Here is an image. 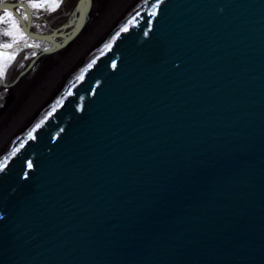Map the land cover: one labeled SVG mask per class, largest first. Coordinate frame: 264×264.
Returning <instances> with one entry per match:
<instances>
[{"label":"water","instance_id":"water-1","mask_svg":"<svg viewBox=\"0 0 264 264\" xmlns=\"http://www.w3.org/2000/svg\"><path fill=\"white\" fill-rule=\"evenodd\" d=\"M0 152V264H264V0H132Z\"/></svg>","mask_w":264,"mask_h":264},{"label":"bare ground","instance_id":"bare-ground-1","mask_svg":"<svg viewBox=\"0 0 264 264\" xmlns=\"http://www.w3.org/2000/svg\"><path fill=\"white\" fill-rule=\"evenodd\" d=\"M131 1L0 0V152Z\"/></svg>","mask_w":264,"mask_h":264},{"label":"rangeland","instance_id":"rangeland-1","mask_svg":"<svg viewBox=\"0 0 264 264\" xmlns=\"http://www.w3.org/2000/svg\"><path fill=\"white\" fill-rule=\"evenodd\" d=\"M91 8H92L91 11H92V13H93V12L95 11V10H94V8H95L94 4L92 5ZM90 16H91V15H90ZM74 63H76V62H74ZM78 63H80V62H78ZM78 63L75 64V66H77ZM72 65H73V64H71L70 66H72ZM71 69H73V67H72ZM71 69H70V70H71ZM65 77H66V76L63 75V79H65ZM63 79H62V80H63ZM62 80H61V81H62ZM61 81H59V82L57 81L58 83H57V82H56V83L59 84ZM57 84H56V85H52V87H50V89L53 90V91L56 90V88H57V86H58ZM55 86H56V87H55ZM53 91H52V93H53ZM52 93H51V94H52ZM51 94H50V95H51ZM50 95H49V96H50ZM32 116H33V114L31 115V117H32ZM31 117H30V118H31ZM26 121H27V119H25V120L23 121V123H25ZM13 136H14V135H13ZM11 138H12V136H11ZM11 138H10V139H11Z\"/></svg>","mask_w":264,"mask_h":264},{"label":"snow or ice","instance_id":"snow-or-ice-1","mask_svg":"<svg viewBox=\"0 0 264 264\" xmlns=\"http://www.w3.org/2000/svg\"><path fill=\"white\" fill-rule=\"evenodd\" d=\"M33 7L38 8V7H40V5L39 4H35V5H33ZM8 18L11 19V17H8Z\"/></svg>","mask_w":264,"mask_h":264}]
</instances>
